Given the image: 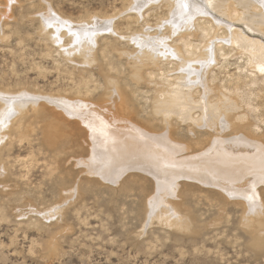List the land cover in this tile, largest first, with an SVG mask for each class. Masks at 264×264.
<instances>
[{"label":"rangeland","instance_id":"1","mask_svg":"<svg viewBox=\"0 0 264 264\" xmlns=\"http://www.w3.org/2000/svg\"><path fill=\"white\" fill-rule=\"evenodd\" d=\"M14 1V4H8L0 0V118L10 104L3 101L4 98L13 100L32 93L72 98L86 83L101 98L97 104L109 105L121 118L134 117L130 103H138L140 110L146 107L140 118L149 119L153 115L154 89L171 88L176 82L174 79L181 71L178 59L167 61L163 55L155 61L145 59L140 47L128 41L129 36L138 37L147 30L153 31L154 35L157 27L173 15L172 0L153 2L154 8L148 6L144 16L140 17L136 11H131L136 0ZM48 5L76 23L114 16L119 35L111 34L112 37L98 40L94 51L97 59L90 65L75 56L73 61H67L61 50L45 38L46 31L40 29L37 15L45 12ZM214 16L225 21L216 14ZM199 18L202 23L207 18L211 21L209 25L213 30L209 37L212 40L207 37L209 40L228 36L225 28L218 29L211 17L200 15ZM239 28L264 42L263 36L249 32L245 26L239 25ZM165 33L169 34V31ZM156 37L150 40H156ZM207 38L194 42L197 45L191 57L193 62L211 42ZM174 39L172 46L183 45L176 36ZM216 51L218 64L212 63L211 71L220 77L214 82L212 78V82L210 80V87L214 88L209 101L218 103L219 94L226 93L237 104L235 112L229 113L230 125L237 130L220 131L232 136L240 132L264 144V73L257 71L253 62L251 65L250 55H239L234 51L227 52L232 55L228 73H221L223 53ZM105 76L110 78L112 86L105 82ZM138 76L142 79L138 80ZM227 78L234 82L229 85ZM225 86L233 87L232 91L238 86L240 91L233 96ZM114 88L118 89L116 93L111 90ZM195 89L193 99L197 102L199 88ZM193 117L195 122L200 119L199 111H194ZM173 121L170 126H165L160 120H152L146 128L159 134L171 131L172 138L183 142L189 154L198 152L200 142L210 137L205 125L192 128L193 122H179L176 118ZM45 124L40 122L39 131L32 134L29 142H20L17 133L10 135L8 129L0 130V143L7 138L6 143L0 145V264H264V252L248 248L257 236L241 225L244 207L240 204L243 201L218 196L215 192L179 181L172 185L168 205L177 216L186 219L190 228L187 225L186 229H177V226L169 227L157 220L148 222L149 218L140 216L139 210L151 209L154 195L151 176L128 173L116 185L99 183L98 176H89L77 163L85 152L74 144L77 135L68 130L66 134H51L54 143L48 147L44 142L47 129H41ZM220 125L227 127L223 117ZM25 161H33L30 170L24 167ZM260 202L264 205V200ZM83 203L86 208L81 207V219L75 221L74 210ZM61 204L69 211L66 217L74 229H57L59 218L49 219L50 216L45 215L46 211ZM53 245L57 246L56 250Z\"/></svg>","mask_w":264,"mask_h":264},{"label":"bare ground","instance_id":"2","mask_svg":"<svg viewBox=\"0 0 264 264\" xmlns=\"http://www.w3.org/2000/svg\"><path fill=\"white\" fill-rule=\"evenodd\" d=\"M4 1H7L8 4L15 2L14 0ZM156 1L159 0H136L131 11H136V15L139 17L144 16L143 12L146 8L153 2L157 3ZM186 2L189 7L184 9L178 6L177 0H172L173 15L156 30L152 28L156 32L154 35H152L153 31L147 30L138 37L134 35L128 37V41L134 42V45L140 47L145 59L154 60L159 58V55H163L167 61L174 58L179 60L178 65H180L181 71L174 79L176 82L172 83L171 88L163 86L154 89L151 118L144 120L140 118V114L146 112V107L140 110L138 107L141 105L137 106L136 102V104L130 103L129 107L134 113V117L121 118L118 113L113 112L109 105L97 104L101 98L97 97L96 92L85 83L80 90L74 92L75 96L72 98L43 97V95H38L39 93L22 94L13 100L4 98L3 101L10 104L8 111L3 112V117L0 118V130L8 129L10 135L17 133L20 142H29L32 134L39 131L40 122H45L46 126L43 125L41 129H47L46 140L44 133L42 135L48 147L54 143L50 139L51 134L61 132L66 134V130L74 133L77 135L74 144L85 151L77 163L89 176H98V182L102 184L111 182V185H116L128 173H143L151 176L154 180V195L149 206L151 209L149 211L145 207V210H141L144 212L143 214L139 210L140 216L148 217V222L151 221V223L157 220L160 224L169 227L177 226V229H186L187 225L188 229L190 228L186 219L177 216L168 205L172 185L179 181L189 183L201 190L215 192L218 196L241 200L243 204L240 202V205L244 207L241 225L249 229L252 235L257 236L248 245V248L256 252H264V205L260 202L264 200V144H259L255 142L256 140L241 135L240 132L238 135L232 136L220 131V129L228 128L232 129V132L237 130L229 122V113L235 112L234 110L237 109L235 99L232 101V98L228 97L226 93H220L219 102L218 99L216 101L218 103L214 104L209 101L210 94L213 93L211 89L214 88L210 87V80L212 78L214 82L220 77L219 74L211 71L212 63L218 62L216 49L223 53L221 55L223 58L220 67L221 73H228V67L232 61L230 59L232 55L230 57L228 51H234L239 55L247 53L250 55L248 59H250L251 65L253 62L256 70L264 73L261 71L264 68V42L261 39L250 37L243 29L239 28V25L245 26L249 32L264 37V0H206L209 7H203L202 0H186ZM150 8L153 9V5ZM215 14L225 21H219V18L214 16ZM200 15H205L206 18L211 17L218 25V29L225 28L228 36L225 38L216 37L218 42L211 41L212 39L209 37L213 30V26L209 25L211 21L207 18L202 23ZM3 18L6 19L7 16L4 14ZM37 18L40 21L41 31H46L45 38L61 50L67 61H73L75 56L83 59L86 65H90L97 59L94 51L100 38L108 37L111 34L119 35L114 16L96 18L88 23H76L62 17L48 5V9L38 14ZM134 19L136 22L139 21L138 18ZM193 28H195V32H192ZM165 31H169V34H166ZM154 36H157L156 40L154 38L150 40ZM175 36L178 41L183 42L182 46L180 44L171 45V42L175 41ZM229 36L230 38H228ZM199 38H207L211 42L204 45L203 48L206 50L203 54L201 53L200 57L195 56L194 59L197 60L193 62L191 59L197 45L194 42ZM207 39L205 40L208 41ZM153 41L156 43L153 44ZM157 61L159 60L157 59ZM117 76L119 75L117 74ZM141 79V76H138V80ZM229 79L227 78L229 80L227 82L230 85L234 79ZM104 80L111 83L112 86V81L108 76H105ZM214 85L216 84L214 83ZM195 88H199L200 98L197 102L193 99ZM225 88L233 96L240 91L238 86L234 88V91L231 90L233 87L225 86ZM111 90L116 93L118 89ZM225 101L229 103H225ZM194 111H199L200 119L197 118L196 122L193 117ZM30 112L32 115L29 114ZM221 117L224 118L227 127L220 125ZM173 118L179 122L180 120L193 122V124L191 123L192 128L205 125L206 134L210 137L200 142L201 149L198 152L187 153L183 142L172 138L171 131L159 134L149 132L146 128V125L152 120H160L163 125L170 126L174 122ZM9 138L8 142L11 141ZM6 141L7 138L0 145L5 144ZM32 162L25 161L24 167L30 170ZM2 166V170L5 172V167L3 164ZM81 207L82 209L86 208L85 203L74 210L75 221L81 219ZM68 213L69 211L64 209V204H61L48 212L46 211L45 215L50 216L49 219L59 218L57 229H74L73 224L66 217ZM53 248L56 250L57 246L53 245Z\"/></svg>","mask_w":264,"mask_h":264},{"label":"snow or ice","instance_id":"3","mask_svg":"<svg viewBox=\"0 0 264 264\" xmlns=\"http://www.w3.org/2000/svg\"><path fill=\"white\" fill-rule=\"evenodd\" d=\"M177 3L180 8L186 9L189 7V4L186 2V0H177ZM202 6L209 7L210 5L206 2V0H202ZM261 71H264V68H262Z\"/></svg>","mask_w":264,"mask_h":264}]
</instances>
